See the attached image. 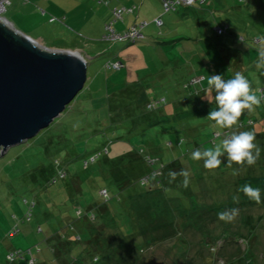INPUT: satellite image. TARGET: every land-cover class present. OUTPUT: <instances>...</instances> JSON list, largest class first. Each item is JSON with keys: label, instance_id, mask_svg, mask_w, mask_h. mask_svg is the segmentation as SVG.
Returning <instances> with one entry per match:
<instances>
[{"label": "rangeland", "instance_id": "rangeland-1", "mask_svg": "<svg viewBox=\"0 0 264 264\" xmlns=\"http://www.w3.org/2000/svg\"><path fill=\"white\" fill-rule=\"evenodd\" d=\"M160 1H3L0 15L14 31L55 51L78 49L87 59V80L48 127L0 156V264H264V190L257 203L237 183L241 177L264 174V98L259 106L244 109L231 128L206 115L177 128L181 121L172 123V134L165 129L135 135L133 120L127 119L143 114V103L137 102L141 92L148 100L164 97L159 109L171 114L195 106L187 104L191 93L183 86L193 75L205 76L201 85L207 107L217 106L210 75L227 80L244 73L252 93L264 95V81L253 65L256 57L264 59V0L263 6L226 0L237 16H223L218 24L228 26L223 35L203 26L213 15L199 25L193 15L180 16L182 6L166 12ZM116 9H123L121 16L114 14ZM158 18L163 25L156 23ZM108 26L122 36L134 29L143 38L109 39ZM201 37L206 42L197 40ZM117 61L121 66L111 68ZM250 118L254 124L243 130L254 132L253 143L261 149L254 164L236 163L225 153L220 166L209 169L204 159L192 158L191 152L220 144L224 131H230V138L242 132L235 127ZM217 132L221 136L215 139ZM179 137L185 138L180 145ZM192 139L198 146L186 154V142ZM134 147L144 152L136 163L126 162L122 173L111 169V161L123 162L127 149ZM97 152L99 157L86 165ZM146 155L154 161L143 163ZM135 164L138 172L129 168ZM161 165L160 178H153L152 171ZM60 172L66 175L62 178ZM141 176L150 179L141 182ZM104 188L107 199L99 194ZM86 210L96 216L94 221ZM99 222L106 231H95ZM92 231L99 243L86 242ZM78 234L80 241L74 239ZM49 236L62 239L67 250L56 242L51 251ZM63 249L67 255L61 257ZM95 256L101 257L97 263L92 262Z\"/></svg>", "mask_w": 264, "mask_h": 264}, {"label": "water", "instance_id": "water-1", "mask_svg": "<svg viewBox=\"0 0 264 264\" xmlns=\"http://www.w3.org/2000/svg\"><path fill=\"white\" fill-rule=\"evenodd\" d=\"M16 31L0 19V156L48 127L87 77L80 51H55Z\"/></svg>", "mask_w": 264, "mask_h": 264}, {"label": "trees", "instance_id": "trees-1", "mask_svg": "<svg viewBox=\"0 0 264 264\" xmlns=\"http://www.w3.org/2000/svg\"><path fill=\"white\" fill-rule=\"evenodd\" d=\"M194 3H200L199 1H197V2H194ZM192 4V5H190V6H182L183 8H190V7H193V6H195V4ZM203 3V2H202ZM178 7H180V6H177V7H175V8H173V9H169V10H167L168 12L169 11H175L176 12V10L178 9ZM166 11V12H167ZM122 14V13H121ZM161 20V19H160ZM162 20H161V24L160 25H162ZM159 25V26H160ZM216 28H220V29H222V33H225V30H226V28H227V26H225V27H220L218 24H214V26H213V29H215V31H216ZM217 32V31H216ZM222 33H218L217 32V34L218 35H220V34H222ZM241 37V36H240ZM143 38V36H142V34H141V37H138V38H130V37H127V38H124V39H122V40H129V42H134V41H136V39H142ZM241 38H244V37H241ZM164 42H170V41H162V43H164ZM257 59V58H256ZM120 62V61H119ZM121 63V62H120ZM112 68V67H111ZM235 74L236 73H234L229 79H231V78H233L234 76H235ZM242 75H244V73H241ZM204 77L205 76H203V75H193V76H191L190 78H189V80H187V81H185V84L183 85L186 89H189V91H190V93H191V95H190V97L191 98H189L188 100H187V104H190V102H192V103H194L195 104V106H193V107H185V109L184 110H181V111H179V112H176V113H169V112H165L164 110H162V108L161 109H159L160 107H162L164 104H165V102H166V100L164 99V97H162V98H158V99H155V100H148V97L146 96V93L145 92H141L140 94H139V96H138V98H137V102H139V101H141V103H143V114H141V115H136V114H132V115H130V116H128L127 117V119H130L131 121L133 120V123H132V125H133V130L132 131H134L135 132V135H141L142 133H143V131H146L147 133H150V132H152V131H155V130H159V132L160 133H163L162 131L163 130H165V129H167V131H168V134H172V132H173V130L175 129V128H177L178 126H180L181 124H183V123H185V121L187 122V120H189V121H191L192 119H194V118H196V119H198V116L200 117H204V116H206V115H208V113L210 112V111H214V110H217V108H218V105L217 106H210V107H207V106H204V96H202V94L204 93L203 91H204V88L202 87V85H201V83H202V81L204 80ZM245 77V76H244ZM195 78H200V80L198 81V82H193V83H191V81L193 80V79H195ZM246 79H247V77H245ZM86 80H87V77H86ZM248 80V79H247ZM197 84H200L199 85V88H196V85ZM84 85H85V83H84ZM84 85H83V87H84ZM82 90V89H81ZM80 90V91H81ZM79 91V92H80ZM78 92V93H79ZM262 92H263V89H261V92H260V94H262ZM75 98V97H74ZM263 98H264V95L262 94L261 95V97H260V100H263ZM192 99V100H191ZM212 101H209L208 103L206 102V104H209V103H211ZM149 103H152V105L149 107ZM66 108V107H65ZM146 111H149V113H148V115L146 114ZM146 115H145V114ZM145 115V116H144ZM54 121V120H53ZM52 121V122H53ZM120 121H122V120H120ZM179 122V121H181V122H179L178 124H175V128H173L174 126H172V123H177V122ZM114 121L112 120V123H113ZM168 123H171V125H168ZM117 124V123H116ZM163 124H166V125H163ZM186 124V123H185ZM246 124H248V125H251V124H254V120H253V118H250L248 121H245V122H239V124H238V126H236L235 128L236 129H240L241 131H244L243 130V127H245L246 126ZM156 125H158V128H156V129H154V127L156 126ZM121 126H123L124 127V125H121ZM166 126H168V127H166ZM113 127H117V125H113ZM122 127V128H123ZM150 129V130H149ZM149 130V131H148ZM170 130V131H169ZM249 131H251V130H249ZM253 131V130H252ZM97 132H100V131H97ZM166 133V132H165ZM164 133V134H165ZM173 133H175V132H173ZM254 133V132H253ZM227 134H229L228 136H227ZM153 136V135H152ZM220 136L221 135H219V133L217 132V133H215V135H214V138L216 139V138H220ZM223 136H224V140H225V137H227V139H230V138H228L229 136H230V131L229 130H226V131H224L223 132ZM214 138H212L211 139V141H215L214 140ZM119 139H124V137H119ZM184 139L185 138H183V137H179V138H177V144L178 145H180V144H182L183 142H184ZM130 140H128V142H129ZM170 141V142H169ZM194 141H195V139L193 140H190V141H188V142H186V148H185V152H186V154H188L189 153V151H193V149H195L197 146H198V143L199 142H197L195 145H194ZM167 142H169V148L170 147H172V145H173V142H172V140H167ZM167 142H164V143H167ZM192 145H193V147H192ZM135 148L136 149H138V150H135ZM100 149H104V152H106L107 154H108V149L105 147V148H103V147H101ZM100 149H96V150H100ZM172 149V148H171ZM96 150H94V151H96ZM184 152V153H185ZM90 153V152H89ZM99 153L100 152H97V154H98V157H99ZM144 152L142 151V150H139V148L138 147H134L132 150H130V149H127V151H126V156H124L123 155V157H122V160H123V162H121V160L120 159H118V160H116V161H114V162H110V164H111V169H114V171L117 173V172H121V169L122 168H124V167H126L125 165V163L126 162H130V163H132L131 162V160H133V159H135V157L136 156H139V157H141V155L143 154ZM192 153V152H191ZM141 154V155H140ZM76 156V155H75ZM134 156V157H133ZM174 159H175V157L173 156V158H172V162L174 161ZM96 160V159H95ZM140 160V159H139ZM143 160L144 161H142L143 163L144 162H146V163H148V164H150L149 162L150 161H154V159L150 156V155H146L145 157H143ZM136 159H135V163H136ZM85 162H86V165H88L89 164V160H85ZM94 162V161H93ZM121 162V163H120ZM162 162V161H161ZM56 163H58V161L57 160H54V164H56ZM92 163V162H91ZM174 165H172V167H173ZM139 166H137L136 164L135 165H133V166H130L129 168L130 169H133L134 171H137L138 172V170H140L141 168L139 167ZM165 166L164 165H161V166H159L158 167V169L157 170H153L152 171V177L153 178H160V175H161V173H162V170L163 169H165L164 168ZM194 167V166H193ZM159 172V173H158ZM29 173H31V172H29ZM122 173V172H121ZM142 172L140 171V175H142L141 174ZM59 174V176H60V174H63L61 177L63 178L66 174H65V172H60V173H58ZM176 175L178 174V173H175ZM29 175V174H28ZM122 175V174H121ZM139 175V174H138ZM55 177V175L52 177V179ZM140 177V176H139ZM143 176H141V182H145V181H148L149 179H150V176H146V177H144V178H142ZM176 177H178V175L176 176ZM177 179V178H176ZM53 180H55V179H53ZM237 183H238V186H239V188L241 189L242 188V186L243 185H245V184H250L252 187H259L260 189H262V190H264V174H262V175H250V176H244V177H241V178H239L238 180H237ZM101 190H105L106 191V194H102L101 193ZM100 191H99V194L100 195H102V196H104L106 199H107V197H109L108 196V191H107V189H101ZM147 191H151L150 189L149 190H147ZM146 192V191H145ZM134 195V194H133ZM79 210H78V212H79V214H80V216L82 215V213H83V210H81L80 208H78ZM89 210H86V211H84V213L85 214H87V215H89V216H91V218H90V220L91 221H94V218L96 217L93 213H90L89 214ZM95 223H97L96 222V220H95ZM114 224V223H113ZM99 227L100 228H104L105 227V225L104 224H102V223H100L99 222ZM116 225H117V223H116ZM70 227H72V224H70ZM136 230L138 231V228H136ZM120 231H121V229H120ZM141 232V231H140ZM121 233H122V231H121ZM98 234V233H97ZM55 235V234H54ZM58 235V234H57ZM53 236V235H52ZM52 236H49L48 237V240H50V239H52ZM59 236V235H58ZM94 237H97V236H93V233H92V235L90 236V235H87V240H86V242H89V244L91 243V242H94V241H96V243H99L100 241L99 240H97V239H93ZM76 241H80L81 240V236H79V234L77 235V236H75V238H74ZM59 240H62V239H59ZM69 240H70V238H69ZM49 245V249H51V251H53L54 252V250H55V247L54 246H56V244L55 243H52V244H48ZM96 248H97V246H96ZM19 253H16V256L18 255ZM65 255H67V254H64V256ZM12 258H14V256H12ZM101 260V257H98V256H95V257H93V259H92V262L93 263H97V262H99Z\"/></svg>", "mask_w": 264, "mask_h": 264}, {"label": "clouds", "instance_id": "clouds-1", "mask_svg": "<svg viewBox=\"0 0 264 264\" xmlns=\"http://www.w3.org/2000/svg\"><path fill=\"white\" fill-rule=\"evenodd\" d=\"M208 84L215 90V102L217 110L210 111L208 118L222 128H231L237 125L238 119L244 109L251 110L253 106H259L260 98L250 90L249 81L239 72L231 79H224L221 74L210 75ZM255 134L251 131H243L233 134L230 139L223 140L213 148L204 151L199 149L192 152L194 160L204 159V166L214 169L220 166V157L227 153L231 161L236 163L246 162L248 165L255 163L261 149L253 143ZM253 150H255L253 152ZM248 197L257 203L261 202V189L245 184L240 189Z\"/></svg>", "mask_w": 264, "mask_h": 264}, {"label": "crops", "instance_id": "crops-1", "mask_svg": "<svg viewBox=\"0 0 264 264\" xmlns=\"http://www.w3.org/2000/svg\"><path fill=\"white\" fill-rule=\"evenodd\" d=\"M160 1V0H159ZM162 1V0H161ZM160 1V2H161ZM252 2H253V4H257V3H261L262 4V6H263V3H262V1L263 0H257V1H255V0H251ZM110 4V2L108 1V3H107V5H109ZM195 4V6H193V7H190V8H179L180 10H181V13H179L180 14V16L182 17V18H184V17H186V16H191V15H193V16H195L196 17V19H197V22H198V24L200 25H203L202 24V22L204 21V17H207L208 18V15L209 14H211V15H213V20H212V22H210V24H207V23H204V25L203 26H208V25H211V28L214 26V24H220V23H222V21H223V16L225 15V14H229L230 13V10H231V8H230V4H227V2H226V0H204V2L203 3H194ZM116 6V5H115ZM115 6H114V8H115ZM253 7H254V5H253ZM234 8V7H233ZM236 9H241L240 7L239 8H236ZM178 10V9H177ZM176 10V11H177ZM235 10V9H234ZM242 10V9H241ZM215 12V13H214ZM218 14V16L217 17H215L214 16V14ZM236 13L237 12H235V11H232V13H230V14H234V15H236ZM237 16V15H236ZM169 18H171V17H169ZM162 25H163V23H162ZM161 26V25H160ZM227 26V25H226ZM213 29V28H212ZM227 29H228V26H227V28H226V30H225V33H222V34H220V35H223V34H226V31H227ZM205 32V31H204ZM262 33H263V35H264V31H261ZM209 35L207 34V37H208ZM198 41H205L206 42V38H199V39H197ZM238 40H240V39H238ZM255 42H260L261 40H260V38L259 37H256L255 39ZM240 41H244V38H242ZM262 41H264V39L262 40ZM76 50H78V49H76ZM264 57V56H263ZM262 57V58H263ZM257 58V57H256ZM255 58V59H256ZM254 66H255V71H257L258 72V74L260 75V77H261V80H263L264 81V59H256L255 60V62H254V64H253ZM236 73V72H235ZM264 90V89H263ZM243 132V131H242ZM228 138H230V137H228ZM98 226V225H97ZM102 228H99V229H95V231H99L98 233H100L102 230H101ZM104 229V231H106L107 230V228H103ZM94 231V230H93ZM92 231V232H93ZM93 234H94V232H93ZM56 242H59V244H62V246H63V248H65L66 250H67V245L65 244V243H62V241L61 240H59V238L57 237V238H53L52 237V239H50V240H48V243L49 244H51V243H55L56 244ZM57 245V244H56ZM65 249H63L62 251H61V253H60V256L62 257V256H64V252L63 251H65ZM63 258H61V260H62ZM58 260H60V257L58 258Z\"/></svg>", "mask_w": 264, "mask_h": 264}, {"label": "built area", "instance_id": "built-area-1", "mask_svg": "<svg viewBox=\"0 0 264 264\" xmlns=\"http://www.w3.org/2000/svg\"><path fill=\"white\" fill-rule=\"evenodd\" d=\"M163 1V6H164V9L165 11L169 10V9H173L177 6H190L192 5L194 2H197L199 1L200 3L204 2V0H162ZM123 9H116L114 10V14L116 16H121V13H122ZM156 23L158 25L161 24V20L158 18L156 20ZM108 29H109V33L108 35L106 36L107 38L109 39H113V40H122L124 38H127V37H130V38H138V37H141V34L136 32L134 29L133 31H128L125 35H119V34H116L112 29L109 28L108 26ZM216 31L218 33H222V29L220 28H216ZM121 66V63L119 61H117L116 63L112 64L111 67L112 68H119ZM200 80V78H195L191 81V83L193 82H198ZM152 105V103H149V107ZM98 154L92 156L89 161L90 162H93L95 161V159L97 158ZM86 163V162H85ZM159 173V172H158ZM63 174H60V176H62ZM101 193L102 194H106V191L105 190H101ZM13 256V254L11 255ZM32 264H34V261L31 260Z\"/></svg>", "mask_w": 264, "mask_h": 264}, {"label": "bare ground", "instance_id": "bare-ground-1", "mask_svg": "<svg viewBox=\"0 0 264 264\" xmlns=\"http://www.w3.org/2000/svg\"><path fill=\"white\" fill-rule=\"evenodd\" d=\"M3 1H4V0H0V12H1V10L4 8ZM0 19H2V20H3V21H4L9 27L12 28L10 22H8L6 19H3L1 15H0ZM16 32H17V31H16ZM26 38H27V37H26ZM27 39H28V38H27ZM28 40H30V41H32V42H34V43H37L36 40H35V41L32 40V39H28ZM37 44H38V43H37ZM76 53H79V52H76Z\"/></svg>", "mask_w": 264, "mask_h": 264}]
</instances>
